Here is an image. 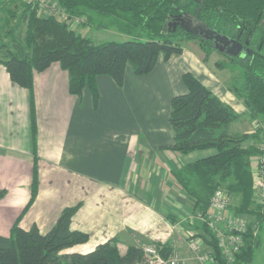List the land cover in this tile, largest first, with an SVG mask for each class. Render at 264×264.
Returning <instances> with one entry per match:
<instances>
[{
  "label": "crops",
  "instance_id": "0c3cea01",
  "mask_svg": "<svg viewBox=\"0 0 264 264\" xmlns=\"http://www.w3.org/2000/svg\"><path fill=\"white\" fill-rule=\"evenodd\" d=\"M10 1L0 0V17L7 16ZM84 17L93 18L96 30L104 28L105 19L111 23L101 15ZM91 26L79 32L91 39ZM185 74L243 116L232 131L257 134L243 147L260 150L264 119L252 120L244 101L184 49L168 61L160 56L146 76H136L128 65L122 87L108 76L98 77L97 101L88 88L81 97L71 94L69 75L58 63L34 74L32 92L13 83L0 64V190L7 192L0 201V236L9 238L16 224L25 231L37 227L46 235L65 209L77 207L70 228L89 240L62 254H88L118 239L122 255L130 247L156 244L191 264L195 255L186 237L198 231L196 203L173 174L217 151L180 155L170 150L175 143L171 100L188 93ZM259 122L261 127L255 125ZM256 157L250 160L252 166ZM36 174L38 193L30 204ZM240 207L241 198L231 196V210L238 213ZM249 211L257 213L254 203ZM249 217L259 229L258 237L257 232L251 237L255 256L264 222H258L257 214Z\"/></svg>",
  "mask_w": 264,
  "mask_h": 264
},
{
  "label": "trees",
  "instance_id": "16d2710c",
  "mask_svg": "<svg viewBox=\"0 0 264 264\" xmlns=\"http://www.w3.org/2000/svg\"><path fill=\"white\" fill-rule=\"evenodd\" d=\"M55 1L65 11L66 21L56 16H40L37 9L16 0L7 2L5 6L8 21L16 17L18 7L22 9L19 17L21 27L12 40L13 44L11 47L6 44L0 47L3 57L0 64L6 67L11 81L18 86L32 92L34 74L43 73L58 63L69 75L71 94L81 97L88 88L97 101L98 77L108 76L122 87L128 65L136 76L142 77L155 70L160 56L168 61L181 55L183 48L174 43L178 34L188 39H199L202 44H212L187 34L181 28L169 33L173 16L188 13L228 36L237 38L243 33V38H247L250 32H254L249 45L251 54L239 58L224 56L229 59L232 69L240 71L239 85L230 90L244 101L252 120L264 119V55L259 53L260 48L262 51L264 48V0ZM184 1L186 5H183ZM88 14L110 19L122 34L133 35L136 39L96 44L69 27L70 19ZM92 19L88 17L86 24H93ZM207 61L208 58L205 59ZM219 66L225 69L229 65ZM183 81L188 93L171 100L169 122L175 134V143L170 150L187 155L196 150L214 149L217 154L174 172L176 181L195 201L196 214L206 215L215 191L224 189L231 196L241 198L239 214H257L258 222H264V208L257 213L249 211L254 195L250 160L261 151L257 147H243L245 142L257 139L258 135L233 132V125L241 122L243 116L223 103L191 74H185ZM37 193L36 174L30 204ZM6 195V191L0 190V201ZM76 211L77 207L65 209L46 235H42L37 227L25 231L16 224L9 238L0 236V264H140L144 261L141 249L135 247H130L122 255L118 239L100 245L88 254H62L64 250L86 244L89 240L88 235L70 228ZM200 224L207 245L219 256L209 228ZM252 236L250 232L247 248L240 256L245 264L250 263L254 256L256 247L249 239ZM163 254L170 256L171 252L164 250Z\"/></svg>",
  "mask_w": 264,
  "mask_h": 264
},
{
  "label": "built area",
  "instance_id": "2783aa9c",
  "mask_svg": "<svg viewBox=\"0 0 264 264\" xmlns=\"http://www.w3.org/2000/svg\"><path fill=\"white\" fill-rule=\"evenodd\" d=\"M37 9L38 15L44 17H59L66 21L65 11L55 0H20ZM86 17H75L68 21L72 30L79 32V26L86 24ZM261 153L255 158L256 164L251 165L253 174V203L258 211L264 208V143L260 145ZM196 219L206 224L215 239L219 256L213 248L207 245L201 231L188 234L186 242L191 252L195 255L191 264H245L240 256L248 245L250 232L256 235L257 225H251L246 216L231 210V195L224 189L215 191L209 211L206 215L196 214ZM199 237V238H198ZM252 240V238H249ZM164 248L160 245L149 244L141 248L144 264H188L186 260L171 254L164 256Z\"/></svg>",
  "mask_w": 264,
  "mask_h": 264
},
{
  "label": "rangeland",
  "instance_id": "374dc122",
  "mask_svg": "<svg viewBox=\"0 0 264 264\" xmlns=\"http://www.w3.org/2000/svg\"><path fill=\"white\" fill-rule=\"evenodd\" d=\"M21 3V2H20ZM187 2L184 1L183 5H186ZM21 8L18 7L16 17L12 19V21H8L7 16L0 17V27L2 31H0V46L2 44H6V46H10L13 44V39L18 34V30L21 27V22L19 20V17L21 15ZM199 21V20H198ZM98 23V22H97ZM104 25L106 28L97 29L93 26H91L90 30L92 31L90 35L91 40L94 41L96 44H101L105 42H127L132 41L136 39L135 37L128 36L122 34L118 30V26L111 24L108 20H103ZM95 24V22H94ZM87 24H81L79 27V30L85 29V26ZM169 29V27H168ZM13 33V34H12ZM174 43L176 45L181 46L184 50L190 53H194L200 60L205 64L206 68L210 71L211 74L215 76V78L220 81V83L223 84V86H226L227 88L236 87L239 85L238 77L240 76L239 69H232L230 67V61L228 58H226L223 54L219 53L216 49L213 48L212 44H202L199 39H188L183 34H178L176 38H174ZM254 49L256 50L257 47L254 46ZM260 54L264 55V48L263 51L259 52ZM208 58V61L205 62V59ZM219 64L229 65L225 69H221ZM253 124V123H252ZM255 125H260L261 123H255ZM260 127H257L259 129ZM256 128V127H255ZM256 131V130H254ZM260 147V146H259ZM246 214V215H245ZM242 216H246L249 221L251 222V225L254 226L256 223L254 219H251L249 217L250 215L246 212L244 214H241ZM249 215V216H248ZM199 231L201 229V224L198 222L195 226ZM259 228V227H258ZM257 237L259 234V229H256ZM262 236V243L259 248V250L256 251L254 260L250 262L249 264H264V228L261 232ZM253 241V240H252ZM256 243V242H255ZM140 264H144L143 262Z\"/></svg>",
  "mask_w": 264,
  "mask_h": 264
},
{
  "label": "water",
  "instance_id": "95a60500",
  "mask_svg": "<svg viewBox=\"0 0 264 264\" xmlns=\"http://www.w3.org/2000/svg\"><path fill=\"white\" fill-rule=\"evenodd\" d=\"M173 20L169 24V33L176 32L178 28H181L189 35L200 37L205 41L213 43V47L219 53L230 58H239L245 54H251V50H247L246 48L250 45L254 32H250L245 43H242L241 38L243 33L240 34L238 39L232 38L211 29L203 22H196V19L191 14L182 13L180 16H173Z\"/></svg>",
  "mask_w": 264,
  "mask_h": 264
},
{
  "label": "flooded vegetation",
  "instance_id": "af4514ba",
  "mask_svg": "<svg viewBox=\"0 0 264 264\" xmlns=\"http://www.w3.org/2000/svg\"><path fill=\"white\" fill-rule=\"evenodd\" d=\"M177 16H180V15H177ZM173 20V19H172ZM174 21V20H173ZM172 21V22H173ZM196 22H199V21H197V20H195ZM230 37H232V36H230ZM232 38H235V37H232ZM239 37H237V38H235V39H238ZM245 41H246V38H243V36H242V38H241V42L242 43H245ZM212 45H213V43H212ZM247 50H249L250 49V47L248 46L247 48H246ZM260 51H262V48H260Z\"/></svg>",
  "mask_w": 264,
  "mask_h": 264
}]
</instances>
